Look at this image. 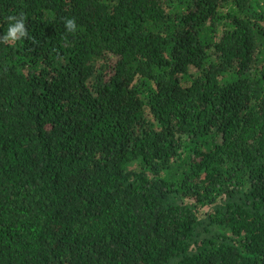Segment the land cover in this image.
I'll use <instances>...</instances> for the list:
<instances>
[{"label": "trees", "instance_id": "16d2710c", "mask_svg": "<svg viewBox=\"0 0 264 264\" xmlns=\"http://www.w3.org/2000/svg\"><path fill=\"white\" fill-rule=\"evenodd\" d=\"M9 16L0 264H264V0H0V37Z\"/></svg>", "mask_w": 264, "mask_h": 264}, {"label": "clouds", "instance_id": "9594fccd", "mask_svg": "<svg viewBox=\"0 0 264 264\" xmlns=\"http://www.w3.org/2000/svg\"><path fill=\"white\" fill-rule=\"evenodd\" d=\"M9 21H16L15 23L10 24L7 34L0 37V42L3 43H10V42H15L17 40H20L22 38L27 37V29L25 27V23L23 19H19L17 21L16 17L14 16H9L8 17ZM71 22L73 25L72 27V32L76 31V23L75 19H66L65 21V27H67L68 23Z\"/></svg>", "mask_w": 264, "mask_h": 264}]
</instances>
